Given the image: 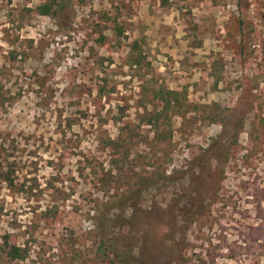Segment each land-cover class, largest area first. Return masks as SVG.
Listing matches in <instances>:
<instances>
[{
    "label": "rangeland",
    "instance_id": "374dc122",
    "mask_svg": "<svg viewBox=\"0 0 264 264\" xmlns=\"http://www.w3.org/2000/svg\"><path fill=\"white\" fill-rule=\"evenodd\" d=\"M0 148V264H264V0H0Z\"/></svg>",
    "mask_w": 264,
    "mask_h": 264
},
{
    "label": "trees",
    "instance_id": "16d2710c",
    "mask_svg": "<svg viewBox=\"0 0 264 264\" xmlns=\"http://www.w3.org/2000/svg\"><path fill=\"white\" fill-rule=\"evenodd\" d=\"M53 9V6L50 4H43L39 7L36 8L38 14L40 15H45V16H49L51 14V11ZM174 92H169V95H174ZM170 104V102H168ZM151 126H155L156 124L151 123ZM119 138H121L119 136ZM125 142V140H124ZM117 146V143L113 144V149H115V147ZM1 149V148H0ZM3 161L0 160V167H2ZM3 169V167H2ZM0 177L1 179H3V181L8 182L9 181V174L8 175H3L1 174V169H0ZM99 224H97L98 226V237H99V241L101 245H104L111 254H114L115 256L119 257L120 253H119V248H124L127 249L129 248V242L130 241H124L128 242V243H123L122 239H116L114 237H112L111 235L113 234L112 231V227L108 224V222H106V220L102 219L99 220ZM4 245H6L8 247V250L6 252V255L10 258V259H22L24 257V251L20 248L17 247L16 245H9L7 241L4 242ZM122 263L124 264H128V262L122 258L121 259Z\"/></svg>",
    "mask_w": 264,
    "mask_h": 264
}]
</instances>
